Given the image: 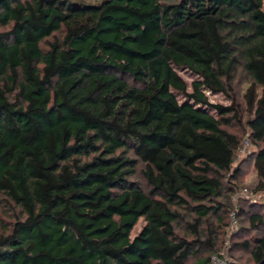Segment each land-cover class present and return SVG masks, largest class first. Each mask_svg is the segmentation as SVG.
I'll list each match as a JSON object with an SVG mask.
<instances>
[{
  "label": "trees",
  "instance_id": "obj_1",
  "mask_svg": "<svg viewBox=\"0 0 264 264\" xmlns=\"http://www.w3.org/2000/svg\"><path fill=\"white\" fill-rule=\"evenodd\" d=\"M245 112L240 143L226 127ZM246 139L264 190V0H0V204L19 209L0 264H189L215 249L202 227L232 199ZM250 225L264 264V217Z\"/></svg>",
  "mask_w": 264,
  "mask_h": 264
},
{
  "label": "rangeland",
  "instance_id": "obj_2",
  "mask_svg": "<svg viewBox=\"0 0 264 264\" xmlns=\"http://www.w3.org/2000/svg\"><path fill=\"white\" fill-rule=\"evenodd\" d=\"M57 37H60V35H57ZM177 72L187 83L188 90L191 91L192 83L199 80V77L186 69H179ZM248 85V75L243 72V70H239L233 83V96L242 107H244L243 96ZM207 96L211 103L221 104L223 106L232 105V99L223 94H211L207 92ZM178 99L180 102L185 101V98L181 95H178ZM211 113L215 115L214 112ZM249 119L250 116L245 112L240 123L234 122L232 126L226 127L229 132L238 136L240 143L251 133L247 123ZM259 147L260 145L255 144V142L252 141V144L245 149L244 154H237L232 170L229 174H226L225 179V188L231 189V191L235 189L234 194L230 196L232 199L229 203L223 199L218 200L219 202L223 201L224 205H226L222 210V213H220L221 219L214 217L202 227L203 231L206 232V237L207 232L214 231L216 233L214 238L215 249H203L197 257H194L189 261V264H201L204 260L209 259L215 253L227 257L231 264H252L251 255L244 249V245H246V243L252 238L259 237L261 232L253 230L250 225V217L255 214L264 217V190L259 189L260 179L254 168V157L257 154ZM141 169L142 165L140 164L132 181L138 183L143 190L148 191L149 186L141 174ZM237 169H240V173L236 178H233L231 175L234 174ZM229 185L232 186V188H230ZM240 207L244 209L245 213L241 216L237 225L234 226L231 214L234 210H237ZM183 213H185L184 215H186V221L188 223L196 217L194 213H189V215L185 211H183ZM16 214H19V209L12 210V207H6L3 204H0V230L3 224L9 225L13 222ZM144 224V221L141 220L135 228L132 237L136 236L141 231ZM176 230L177 234L184 239L189 241L195 239L186 224L177 226Z\"/></svg>",
  "mask_w": 264,
  "mask_h": 264
},
{
  "label": "built area",
  "instance_id": "obj_3",
  "mask_svg": "<svg viewBox=\"0 0 264 264\" xmlns=\"http://www.w3.org/2000/svg\"><path fill=\"white\" fill-rule=\"evenodd\" d=\"M250 145V141L248 139L245 140L244 144H243V147L238 151V155H241V154H244L245 152V149L247 147H249ZM236 212L237 210H234L231 214L232 216V219H233V224L234 226L237 225V217H236ZM230 261L228 260L227 257H224L223 255H220V254H214L212 257H211V261H210V264H229Z\"/></svg>",
  "mask_w": 264,
  "mask_h": 264
}]
</instances>
